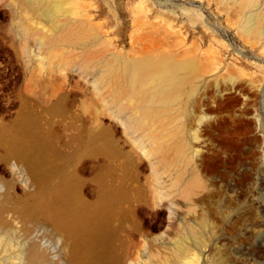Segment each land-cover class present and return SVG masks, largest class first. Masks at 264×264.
<instances>
[{"label":"rangeland","instance_id":"1","mask_svg":"<svg viewBox=\"0 0 264 264\" xmlns=\"http://www.w3.org/2000/svg\"><path fill=\"white\" fill-rule=\"evenodd\" d=\"M59 1L62 28L19 0H0V125L12 126L32 101L64 154L51 183L73 176L86 199L99 200L115 156L123 162L111 179L122 178L126 198L111 234L76 263L36 208L40 181L27 153L0 141V264H264V29L244 28L249 8ZM163 54L192 61V81L155 126L128 124L135 111L125 94L115 97L124 79L109 65Z\"/></svg>","mask_w":264,"mask_h":264},{"label":"bare ground","instance_id":"2","mask_svg":"<svg viewBox=\"0 0 264 264\" xmlns=\"http://www.w3.org/2000/svg\"><path fill=\"white\" fill-rule=\"evenodd\" d=\"M19 1L27 9L36 10L50 17V24L53 27L62 28V16L60 15L59 20L55 19L63 8L59 0ZM240 2L251 12L244 28L262 31L264 8L258 6V0H240ZM65 23L67 24V21ZM21 25L25 31L29 32L25 22ZM69 25L72 26L67 24L68 27ZM42 36L45 40L62 37L57 34L52 37ZM109 66L112 74L123 75L124 79V81L115 82V97L125 94L127 100L125 105L135 111L134 115L127 120L128 124L152 127L182 99L186 86L192 81L194 63L179 61L170 55L163 54L159 57L144 55L124 58L119 64L113 62ZM42 114V109L32 101L25 100L15 123L12 126L0 125V141L27 153L30 167L40 181L36 192V208L45 210L47 217L54 222L58 233L64 235V243L67 245L70 258L76 263H81L87 256L84 251L89 243L101 242L111 234L109 233L110 221L114 219L110 220V218L115 213L114 208L126 198L122 178L113 180L110 175L112 166L120 168L123 161L119 159L116 162L118 157L112 158V162L116 161L110 165L111 168L104 175L99 200L86 199L73 176L62 177L55 181L53 179L54 182L51 183V178L62 169L60 161L63 160L64 154L49 135L42 131L39 124ZM112 150L120 153L116 148ZM119 155L121 158V154ZM117 203L118 206L115 207ZM192 232L196 236L195 231Z\"/></svg>","mask_w":264,"mask_h":264}]
</instances>
